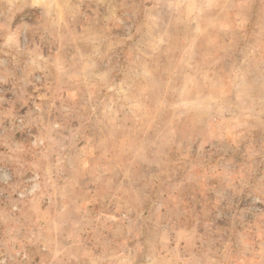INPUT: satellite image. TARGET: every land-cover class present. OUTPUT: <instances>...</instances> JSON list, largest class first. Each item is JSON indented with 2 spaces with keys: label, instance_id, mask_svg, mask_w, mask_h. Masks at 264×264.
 Here are the masks:
<instances>
[{
  "label": "rangeland",
  "instance_id": "374dc122",
  "mask_svg": "<svg viewBox=\"0 0 264 264\" xmlns=\"http://www.w3.org/2000/svg\"><path fill=\"white\" fill-rule=\"evenodd\" d=\"M0 264H264V0H0Z\"/></svg>",
  "mask_w": 264,
  "mask_h": 264
}]
</instances>
